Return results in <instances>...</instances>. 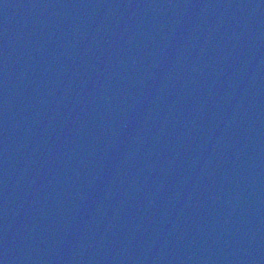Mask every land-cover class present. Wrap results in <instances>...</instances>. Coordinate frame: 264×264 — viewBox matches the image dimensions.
Segmentation results:
<instances>
[{
  "label": "water",
  "instance_id": "95a60500",
  "mask_svg": "<svg viewBox=\"0 0 264 264\" xmlns=\"http://www.w3.org/2000/svg\"><path fill=\"white\" fill-rule=\"evenodd\" d=\"M0 264H264V0H0Z\"/></svg>",
  "mask_w": 264,
  "mask_h": 264
}]
</instances>
